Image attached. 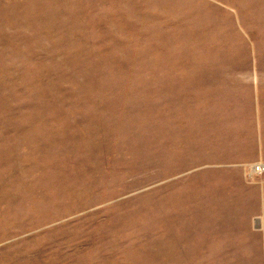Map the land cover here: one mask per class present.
<instances>
[{"label":"rangeland","instance_id":"1","mask_svg":"<svg viewBox=\"0 0 264 264\" xmlns=\"http://www.w3.org/2000/svg\"><path fill=\"white\" fill-rule=\"evenodd\" d=\"M263 5L0 0V264H264L263 219L186 217L178 122L185 68L264 49Z\"/></svg>","mask_w":264,"mask_h":264},{"label":"crops","instance_id":"2","mask_svg":"<svg viewBox=\"0 0 264 264\" xmlns=\"http://www.w3.org/2000/svg\"><path fill=\"white\" fill-rule=\"evenodd\" d=\"M250 29L264 44V17ZM203 59L182 78L203 92L178 119L186 127V217L222 220L218 230H255L252 222L264 220V175L248 182L245 174L264 162V49L212 51Z\"/></svg>","mask_w":264,"mask_h":264},{"label":"built area","instance_id":"3","mask_svg":"<svg viewBox=\"0 0 264 264\" xmlns=\"http://www.w3.org/2000/svg\"><path fill=\"white\" fill-rule=\"evenodd\" d=\"M249 176H257L264 174V162H257L249 167Z\"/></svg>","mask_w":264,"mask_h":264}]
</instances>
